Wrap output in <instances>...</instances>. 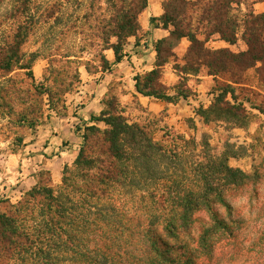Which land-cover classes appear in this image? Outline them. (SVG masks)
<instances>
[{
  "label": "trees",
  "instance_id": "16d2710c",
  "mask_svg": "<svg viewBox=\"0 0 264 264\" xmlns=\"http://www.w3.org/2000/svg\"><path fill=\"white\" fill-rule=\"evenodd\" d=\"M198 1L206 2L200 8L205 31L233 45L238 29L230 17L234 0ZM146 3L135 13L121 12L107 25L109 37L116 43L111 44L109 37L102 42L105 50L113 51L115 62L126 56L123 47L127 39L137 38L138 16ZM170 22L173 30L156 45L155 68L133 78L137 92L170 103L187 97L179 89L177 96H168L160 83L161 69L173 57L170 51L187 38L191 45L182 73L204 67L210 76H229L213 91L210 106L199 108L196 115L205 124L244 127L248 120L245 103L250 101L238 99L240 87L236 86L242 83L236 72L260 63L259 82L264 84V13L248 16L243 33L248 50L239 54L205 48L191 31ZM163 23L168 29L167 22ZM101 69L109 70L104 57ZM47 96L52 102L50 91ZM115 100L107 102L108 111L100 119L92 118L103 122L104 130L86 128L104 146L100 157H90L82 148L73 170L64 169L57 188L48 181L35 185L17 204L0 202L6 204L0 210V264H198L210 258L219 244L235 241L234 221L223 195L247 186L255 176L230 167L231 156L226 152L216 155L204 140L178 137L181 145L168 149L154 140L148 126L130 123L122 112H110L115 110ZM83 140L86 144L88 138L83 136ZM116 197L131 207L124 208ZM215 205L228 210L225 218L219 217ZM181 236L177 247L183 251L184 261L178 262L170 255L175 245L167 244L164 237L178 242Z\"/></svg>",
  "mask_w": 264,
  "mask_h": 264
},
{
  "label": "rangeland",
  "instance_id": "374dc122",
  "mask_svg": "<svg viewBox=\"0 0 264 264\" xmlns=\"http://www.w3.org/2000/svg\"><path fill=\"white\" fill-rule=\"evenodd\" d=\"M144 1L0 0V202L17 204L35 185L48 181L57 188L64 169L73 170L82 148L90 157L102 155V142L86 128L94 126L104 130V123L91 119L94 125L86 126L73 120L82 106L75 97L80 88V71H98L105 51L102 40L110 38L107 25H112L121 12L135 13ZM185 1L187 5L180 0H164L165 15L159 19L158 25L163 26V22H167L169 31H172V20L185 31H191L205 48L224 49L233 54L248 50L243 39L248 16L264 13L259 12L263 6L255 7L264 0H234L230 17L238 26L237 39L233 45H228L219 35L206 32L204 24L200 23V8L206 2ZM190 24L191 27L186 29ZM140 35L141 30L137 38ZM185 39L188 41L185 56L178 59L174 48L170 51L173 57L167 59L165 66L174 70L179 78L176 85L179 91L192 96V88L199 82L195 77L206 75L207 70L200 67L197 72H181L191 45ZM109 41L116 43L112 37ZM180 51L181 48L178 49ZM6 65H10L9 70ZM260 69L261 64L258 63L255 68L236 72L237 79L242 83L236 86L240 87L237 90L238 99L250 101V104L245 103L248 120L242 128H233L221 122L192 129L193 125L189 122L188 131L182 133L180 129L164 126L163 116H147L137 103L121 108L115 100V110L110 111L114 114L122 112L130 123L148 126L154 140L168 149L181 145L178 137L196 142L204 140L216 155L226 152L231 156L228 159L230 167L255 176L256 180L251 179L247 186L226 191L223 195L231 211L234 221L231 228L237 238L231 245L219 244L210 258L206 257L198 264H264V84L259 82ZM161 77L162 74L160 81ZM228 79V75L219 74L212 90L224 85ZM47 91L51 93L52 102H49ZM112 98L115 99L111 94L107 102ZM212 99L213 96L210 101ZM107 102L103 112L108 111ZM101 114L95 119H100ZM253 122L260 127V131L251 130ZM240 129L244 130V134H239ZM69 130L80 138L78 152L60 156L61 151L70 149V143L67 140H62L59 146L55 143ZM83 136L88 138L86 144ZM53 145L59 149L51 152ZM174 163L171 162L172 165ZM117 201L124 208L131 207L122 198ZM5 206L0 203V210ZM214 209L221 218L228 214V210L221 205H215ZM201 215L207 218L205 213ZM164 238L170 246L175 245L170 255L183 262V251L177 247L182 236L177 238L178 242Z\"/></svg>",
  "mask_w": 264,
  "mask_h": 264
},
{
  "label": "crops",
  "instance_id": "0c3cea01",
  "mask_svg": "<svg viewBox=\"0 0 264 264\" xmlns=\"http://www.w3.org/2000/svg\"><path fill=\"white\" fill-rule=\"evenodd\" d=\"M163 2L164 0H147L146 8L138 18L141 35L138 38L127 39L123 47L126 55L123 60L118 63L115 62L113 51L108 49L103 51V56L109 65V70L103 71L99 67L98 71L95 72H89L87 69L83 72L80 71V88L75 97L80 100L82 106L76 113L77 117L73 118L75 123H85L86 126L94 125L91 119L104 111L106 102L112 94L121 108L137 103L145 110L147 116L151 118L163 116V124L169 129H180L184 133L189 129V122L194 126H191L192 129L207 125L196 115V110L201 107L207 109L210 106V97L213 96L212 86L216 83L215 76L206 74L195 77L199 82L193 88L191 87L192 96L187 95L185 99L178 97L172 103L143 96L136 90L134 76H143L155 68L156 45L169 36V29L158 25L160 17L164 14ZM258 6H263V9L259 11L263 12L264 3L257 4L255 7ZM187 47L188 41L185 38L181 39L174 50L175 56L182 59L186 54ZM180 48L181 51L178 52ZM161 74L160 82L167 89V95L170 97L177 96L178 87L176 85L179 78L175 75V71L164 66L161 69ZM258 116L263 117L261 114ZM258 120L260 121V119ZM251 130L253 132L255 130L260 131V127L256 122H253ZM238 131L239 134H244V130ZM58 140V143H55L58 146L62 140H67L70 143V149L61 151L60 156L75 155L78 152L80 138L75 136V132L69 130L64 137ZM72 142L75 145H72ZM54 146L51 148V152L59 149L58 146L56 148ZM231 161L229 164L232 166Z\"/></svg>",
  "mask_w": 264,
  "mask_h": 264
}]
</instances>
